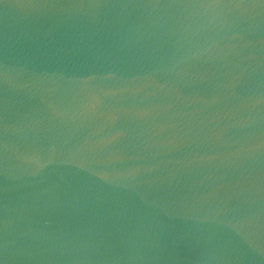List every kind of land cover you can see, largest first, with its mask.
<instances>
[{"label":"water","instance_id":"obj_1","mask_svg":"<svg viewBox=\"0 0 264 264\" xmlns=\"http://www.w3.org/2000/svg\"><path fill=\"white\" fill-rule=\"evenodd\" d=\"M0 264H264V0H0Z\"/></svg>","mask_w":264,"mask_h":264}]
</instances>
